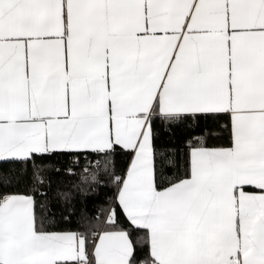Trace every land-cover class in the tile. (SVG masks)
Returning a JSON list of instances; mask_svg holds the SVG:
<instances>
[{
	"label": "snow or ice",
	"instance_id": "obj_1",
	"mask_svg": "<svg viewBox=\"0 0 264 264\" xmlns=\"http://www.w3.org/2000/svg\"><path fill=\"white\" fill-rule=\"evenodd\" d=\"M0 264H264V0H0Z\"/></svg>",
	"mask_w": 264,
	"mask_h": 264
},
{
	"label": "trees",
	"instance_id": "obj_2",
	"mask_svg": "<svg viewBox=\"0 0 264 264\" xmlns=\"http://www.w3.org/2000/svg\"><path fill=\"white\" fill-rule=\"evenodd\" d=\"M200 133L193 132L192 135L196 136L199 135ZM187 135V132L184 129L181 128H167L162 131L161 133V144L167 148V149H173V148H179L182 151V142ZM99 162L98 166H94V163ZM122 160L117 157L115 159V166L117 171L119 168L122 166ZM88 165L90 166L88 171H85V166ZM107 165V167H105ZM4 167H14L12 165H4ZM112 169V163L111 160L104 159L101 157H93V158H85L82 157L79 161L78 165H72L71 170L76 172L78 175L73 176V175H63L60 177V183L62 184H69L74 180H79L80 175H89L90 173H95L98 177V180L101 182H104L108 178V173ZM93 186L99 188V191L101 195L99 197H93L92 199H88L86 204L87 208L86 210L88 212L93 211L94 205L99 209L100 212H103V209L106 207L102 203L104 199V193L108 192L107 188H103L98 184L93 183ZM87 191V189H86ZM83 199V198H82Z\"/></svg>",
	"mask_w": 264,
	"mask_h": 264
},
{
	"label": "built area",
	"instance_id": "obj_3",
	"mask_svg": "<svg viewBox=\"0 0 264 264\" xmlns=\"http://www.w3.org/2000/svg\"><path fill=\"white\" fill-rule=\"evenodd\" d=\"M98 164H99V162H96V163H94V166H96V167H97V166H98ZM89 168H90V166L86 165L84 169H85V171H88V170H89ZM95 187H96V186H95Z\"/></svg>",
	"mask_w": 264,
	"mask_h": 264
}]
</instances>
